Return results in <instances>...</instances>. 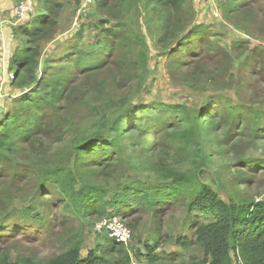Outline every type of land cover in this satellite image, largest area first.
I'll list each match as a JSON object with an SVG mask.
<instances>
[{
	"label": "rangeland",
	"instance_id": "1",
	"mask_svg": "<svg viewBox=\"0 0 264 264\" xmlns=\"http://www.w3.org/2000/svg\"><path fill=\"white\" fill-rule=\"evenodd\" d=\"M97 1L83 8L82 0H29V11L16 16L13 9L19 0H0V122L26 92L13 87L12 61L20 44L17 29L27 26L38 14H47L50 7L51 24L40 41L39 59L41 69L47 63L56 69L59 76L53 77L58 86L65 87L58 100L63 107L49 116L50 126L74 118L75 136L81 140L98 131L104 133L126 108L160 105V111H142L130 120L133 132L126 131L129 133L120 138L124 151L111 166L120 167L121 175L128 180L148 185L167 182L162 179L165 175L170 179V174H185L193 181L205 182L225 202L264 199V173L245 163L251 159L264 161V125L256 129L258 124L254 126L251 121L252 116L264 113V0H244L229 15L221 9L222 0H190L193 13L188 25L208 28V49L214 52L211 58L201 51L190 57L182 55L180 63L171 62L167 52L157 46L158 31L151 34L143 2L135 0L134 5L119 12L116 1L109 0L103 8L97 7ZM102 20H110L104 28L125 24L129 31L142 35L145 45H135L125 53L121 49L110 61L102 57L98 60L99 70L82 76L75 66L62 61L64 51L74 44L91 50L101 37ZM79 32L81 38L77 40ZM234 44L242 50L238 52ZM123 58L128 59L126 64H122ZM193 59L202 61L191 63ZM184 62L186 66H182ZM242 65L248 69L242 70ZM70 89L78 90L77 101H67ZM110 104L116 106L108 109ZM206 105L212 106L214 113L198 123L199 114L201 118L206 114ZM178 106L182 108L176 109ZM189 116L195 118L194 124L186 119ZM141 123L143 139L138 132ZM191 126L193 135L189 141L184 140L183 135ZM104 135L113 137L110 133ZM51 159H55L53 154L28 148L9 157L0 175V218L12 207L42 211L34 198L37 180L30 175L16 177L9 167L20 164L17 171L27 168L28 172H40ZM236 176L245 179L234 181ZM166 207L156 214L144 211L131 219L120 217L132 234L130 242L122 244L130 255V264H146L145 246L153 245L154 240L159 244L155 250L159 256L156 264H193L204 260L198 246L191 244L184 249L176 243L177 237L189 233L185 227V206ZM58 210H54L57 215ZM101 219H87V224L74 220L65 225L59 223L48 234L35 237H21L19 234L25 231H15L17 235L9 237L10 244L3 252L10 253L12 264L17 263L18 257L45 263L78 241L84 255L88 250L102 248L97 244L103 245L101 240L106 233L102 231L99 236L100 232L95 230Z\"/></svg>",
	"mask_w": 264,
	"mask_h": 264
},
{
	"label": "trees",
	"instance_id": "2",
	"mask_svg": "<svg viewBox=\"0 0 264 264\" xmlns=\"http://www.w3.org/2000/svg\"><path fill=\"white\" fill-rule=\"evenodd\" d=\"M108 1L98 0L96 5L103 8ZM114 1L117 2L119 12L124 7L135 4V0ZM138 1L143 2L144 13L149 14L151 34L158 31L155 40L157 46L167 52L171 62L180 63L182 55L190 57L200 51L207 58L212 57L214 51L208 49L211 45L208 28L204 25H188L193 13L190 0ZM243 3L244 0H222L221 9L224 14L229 15ZM47 10V14H38L27 26L17 29L20 44L12 61L15 75L13 87L26 92L16 99L14 108L0 122V175L10 156L27 148L47 155L53 154L55 159L49 160L40 172H28L27 168L17 171L20 164L9 167L16 177L30 175L37 180L39 185L35 188L34 198L40 203L42 211L37 212L31 207H12L0 218V264H12L10 253L3 252V249L10 244L9 237L17 235L14 234L15 231H25L19 234L21 237L42 236L48 234L53 226L59 223L65 225L67 221L87 224V219L111 216L131 219L135 214L144 211L156 214L162 211L163 206L171 208L172 205H184L188 215L185 227L189 233L177 237V245L187 249L194 244L204 256L201 263L197 261L193 264H264V199L240 200L237 204L225 202L205 182L193 181L185 174H170V179L165 175L162 179L167 182L158 181L148 185L128 180L127 176L121 175L120 167L111 166L124 151L120 138L125 133L133 132L130 120L142 111H160V105L126 108L125 113L115 117L104 132L113 137H107L102 131H98L79 140L74 132V118L61 120L53 127L50 126L49 116L63 107L58 100L65 87L57 85L53 75L59 76V73L53 66L47 63L41 69L40 41L49 29L52 16L51 8L48 7ZM109 23L110 20L100 21L101 37L91 50L71 45L65 49L62 61L75 66L83 76L99 70L101 65L98 60L102 57H105V61H110L121 49L125 53L135 45H145L142 35L129 31L125 24L118 23L111 28H104ZM80 38L81 32L76 36L77 40ZM236 46L240 52L241 47ZM251 54L256 53L251 51ZM127 61V58H123L122 64ZM196 61L202 60L193 59L191 63ZM173 65V69H177ZM182 66H186L185 62ZM246 69L247 65H242V70ZM38 71H41V78L37 77ZM79 97L78 90L75 92L70 89L67 101H77ZM115 106L110 104L107 108ZM212 108L208 105L204 107L206 114L202 118L199 114L198 123L214 113ZM228 109L226 107V113ZM186 119L195 123L194 117ZM251 121L254 126L258 124L256 129H259L264 125V113L252 116ZM193 129L191 126L184 133V140H190ZM142 130L141 123L138 132L143 139ZM141 145L144 147L143 143ZM245 163L247 167L258 168V171L264 173L263 160L251 159ZM91 177L93 178L90 180ZM236 177L234 181L245 179L244 176ZM56 209H59L58 215L54 212ZM41 227L43 229L39 230ZM97 234L100 236L101 232ZM101 242L102 246L97 244L101 249L94 248L83 255L82 244L73 241L64 253L38 264H130V255L122 244L107 234H104ZM158 245V241L154 240L153 245L145 246L146 264H156L159 256L155 250ZM135 255L140 259V254L136 252ZM13 264L37 263L29 258L18 257L17 263Z\"/></svg>",
	"mask_w": 264,
	"mask_h": 264
},
{
	"label": "built area",
	"instance_id": "3",
	"mask_svg": "<svg viewBox=\"0 0 264 264\" xmlns=\"http://www.w3.org/2000/svg\"><path fill=\"white\" fill-rule=\"evenodd\" d=\"M29 0H19L13 9V14L21 16L29 11ZM95 0H82V7L86 8L94 3ZM197 2L198 0H191ZM95 230L97 232L104 231L110 238H113L116 242L127 245L131 239L130 228L123 222L120 217L111 216L101 219L96 225Z\"/></svg>",
	"mask_w": 264,
	"mask_h": 264
}]
</instances>
